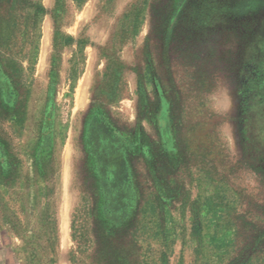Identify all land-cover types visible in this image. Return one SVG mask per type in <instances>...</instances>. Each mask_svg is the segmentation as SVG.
Returning <instances> with one entry per match:
<instances>
[{"label": "rangeland", "instance_id": "374dc122", "mask_svg": "<svg viewBox=\"0 0 264 264\" xmlns=\"http://www.w3.org/2000/svg\"><path fill=\"white\" fill-rule=\"evenodd\" d=\"M0 264H264V0H0Z\"/></svg>", "mask_w": 264, "mask_h": 264}]
</instances>
